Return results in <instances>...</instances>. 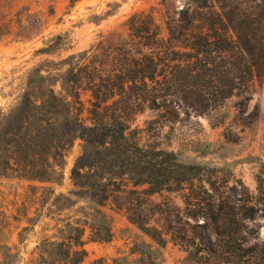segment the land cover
Segmentation results:
<instances>
[{
  "label": "trees",
  "instance_id": "trees-1",
  "mask_svg": "<svg viewBox=\"0 0 264 264\" xmlns=\"http://www.w3.org/2000/svg\"><path fill=\"white\" fill-rule=\"evenodd\" d=\"M193 1V9H179L164 28L150 12L131 14L128 38L100 57L85 51L74 61V56L65 58L67 68L55 75L31 70L17 102L0 111V179L39 183L36 188L47 193L43 199L50 208L63 210L82 200L89 210L76 220H58L54 239L40 241L31 264H81L86 226L93 241L111 239L110 221L100 207L112 192L149 200L163 190L186 191L188 216L204 218L181 234L189 261L264 264V241L251 235L247 224L264 211L257 197L262 183L246 200H225L210 182L207 165L183 163L173 151L141 146L128 131L132 116L160 102L185 113L216 110L229 97L248 94L253 78L264 72V0ZM81 90L90 93L87 109ZM76 139L82 143L70 173L74 190L55 193L51 185L61 182L66 153ZM125 211L157 245L153 250L142 243L141 264H155L166 244L162 231L149 225L143 203ZM18 260L8 245L1 247L0 264Z\"/></svg>",
  "mask_w": 264,
  "mask_h": 264
},
{
  "label": "rangeland",
  "instance_id": "rangeland-1",
  "mask_svg": "<svg viewBox=\"0 0 264 264\" xmlns=\"http://www.w3.org/2000/svg\"><path fill=\"white\" fill-rule=\"evenodd\" d=\"M193 7V0H0V111H8L17 102L31 70L62 73L67 68L62 62L65 58L74 56V61L85 51L100 57L105 49L127 39L126 21L131 14L150 12L164 28L179 9ZM80 98L87 109L90 93L81 90ZM127 124L141 146L173 151L183 163L207 165L212 171L210 182L225 200H246L248 195L257 194V185L262 183L263 194L257 197L264 207V72L253 78L248 94L231 96L203 115L185 113L174 104L164 106L160 102L157 108H144ZM81 143L76 139L66 153L62 180L51 185L55 193L69 195L74 190L70 173ZM39 186L0 179V257L1 247L8 245L19 255L17 264L34 262L36 246L42 239L53 240L62 221L82 218L89 211L82 200L63 210L50 208L43 199L47 193L36 188ZM184 193L163 190L148 200L143 195L112 192L100 207L110 221L111 239L93 241L86 226L82 239L87 254L81 264H101L103 260L141 264L139 252L145 251L142 243L157 249L128 220L125 211L142 203L149 225L162 231L166 239L165 246L158 249L159 257L154 258L155 264H195L187 259L180 237L192 231L189 224L202 223L204 218L188 216L190 208L184 203ZM247 224L253 227L251 235L257 234V240L264 241V211ZM156 253H152V259Z\"/></svg>",
  "mask_w": 264,
  "mask_h": 264
}]
</instances>
